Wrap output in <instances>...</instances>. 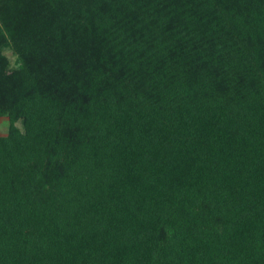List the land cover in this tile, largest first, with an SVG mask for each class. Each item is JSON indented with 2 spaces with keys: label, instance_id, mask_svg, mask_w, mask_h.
<instances>
[{
  "label": "trees",
  "instance_id": "1",
  "mask_svg": "<svg viewBox=\"0 0 264 264\" xmlns=\"http://www.w3.org/2000/svg\"><path fill=\"white\" fill-rule=\"evenodd\" d=\"M3 115L0 264H264V0H0Z\"/></svg>",
  "mask_w": 264,
  "mask_h": 264
},
{
  "label": "rangeland",
  "instance_id": "2",
  "mask_svg": "<svg viewBox=\"0 0 264 264\" xmlns=\"http://www.w3.org/2000/svg\"><path fill=\"white\" fill-rule=\"evenodd\" d=\"M5 55L8 57L10 66H15L16 62V56L12 52L10 48H5L4 49ZM16 125L20 128H22V124L20 121L16 122ZM8 126H9V119L6 115L0 116V135H6L8 132Z\"/></svg>",
  "mask_w": 264,
  "mask_h": 264
}]
</instances>
